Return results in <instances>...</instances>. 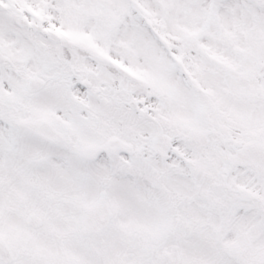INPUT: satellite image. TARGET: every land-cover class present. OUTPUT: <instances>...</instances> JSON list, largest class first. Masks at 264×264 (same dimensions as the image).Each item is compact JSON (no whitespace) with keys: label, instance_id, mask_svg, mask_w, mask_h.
<instances>
[{"label":"snow or ice","instance_id":"1","mask_svg":"<svg viewBox=\"0 0 264 264\" xmlns=\"http://www.w3.org/2000/svg\"><path fill=\"white\" fill-rule=\"evenodd\" d=\"M0 264H264V0H0Z\"/></svg>","mask_w":264,"mask_h":264}]
</instances>
